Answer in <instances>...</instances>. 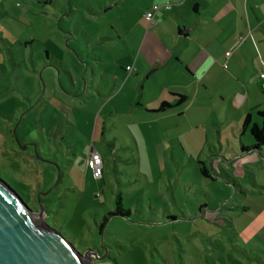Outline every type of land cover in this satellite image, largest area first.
Returning a JSON list of instances; mask_svg holds the SVG:
<instances>
[{
	"label": "rangeland",
	"instance_id": "rangeland-1",
	"mask_svg": "<svg viewBox=\"0 0 264 264\" xmlns=\"http://www.w3.org/2000/svg\"><path fill=\"white\" fill-rule=\"evenodd\" d=\"M135 3L0 0V177L92 264H264V146L243 150L250 130L206 138L189 113H115L139 94H118L135 44L115 31Z\"/></svg>",
	"mask_w": 264,
	"mask_h": 264
},
{
	"label": "crops",
	"instance_id": "crops-1",
	"mask_svg": "<svg viewBox=\"0 0 264 264\" xmlns=\"http://www.w3.org/2000/svg\"><path fill=\"white\" fill-rule=\"evenodd\" d=\"M135 1L133 25L127 23L123 31H115L119 38L125 33L135 44L123 72L126 83L118 94L128 84L139 94L123 106L118 103L115 113L156 123L172 120L176 111L178 115L189 113L190 119L200 118L206 138L210 132L220 137L226 132L231 137L234 131L237 139H243L249 131L243 125L248 114L253 124L261 126L264 0ZM155 3H168L172 8L158 11L155 24L150 25L145 14ZM227 51L232 52L229 57ZM128 66L134 69L128 71ZM179 95L186 97L185 102H179ZM165 102L170 106L162 109ZM182 105L184 110L175 109ZM215 117L217 123L210 120ZM227 120L234 126L226 127ZM209 123L212 128L207 127Z\"/></svg>",
	"mask_w": 264,
	"mask_h": 264
},
{
	"label": "water",
	"instance_id": "water-1",
	"mask_svg": "<svg viewBox=\"0 0 264 264\" xmlns=\"http://www.w3.org/2000/svg\"><path fill=\"white\" fill-rule=\"evenodd\" d=\"M0 177V264H92Z\"/></svg>",
	"mask_w": 264,
	"mask_h": 264
},
{
	"label": "trees",
	"instance_id": "trees-1",
	"mask_svg": "<svg viewBox=\"0 0 264 264\" xmlns=\"http://www.w3.org/2000/svg\"><path fill=\"white\" fill-rule=\"evenodd\" d=\"M168 4V3H167ZM154 5V4H153ZM152 7V6H151ZM150 7V8H151ZM165 9V8H164ZM262 91L264 93V87H262ZM186 100V97L183 96V95H179V102L180 103H183L185 102ZM170 104H168L167 102L163 103L162 105V109L163 108H167L169 107ZM258 114L261 116L262 118V124L261 126L257 125V124H253L251 122V115L248 114L244 120V127L245 128H249L250 130V133L255 141V143L249 147H244V151H247V150H251V149H261L263 146H264V111L260 110L258 111ZM201 173L206 176V177H211V174H210V171H209V168L208 166L204 163V162H201ZM9 183V182H7ZM9 185L16 190V192L23 198V196L19 193V191L17 190V188L15 186H13L12 184L9 183ZM23 200L26 202V200L23 198ZM27 203V202H26ZM28 204V203H27ZM29 205V204H28ZM115 214H121V215H127L128 212L125 211V210H122L121 208H118V210H116L115 212H111L109 213V216H113ZM108 221V217L105 218V222ZM104 222V224H105ZM103 224V225H104Z\"/></svg>",
	"mask_w": 264,
	"mask_h": 264
},
{
	"label": "built area",
	"instance_id": "built-area-1",
	"mask_svg": "<svg viewBox=\"0 0 264 264\" xmlns=\"http://www.w3.org/2000/svg\"><path fill=\"white\" fill-rule=\"evenodd\" d=\"M171 9L172 5L171 4H158L155 3L152 5V7L146 12L145 17L151 24H155V14L160 11L161 9ZM231 51H227L226 55L229 57L231 55ZM227 67V64L225 65ZM134 68L132 66H128L127 70L132 71ZM260 77L264 80V72L261 73ZM88 167L92 170L93 175L95 178H99L102 176L103 171H102V159L100 154L92 150V152L89 155L88 158Z\"/></svg>",
	"mask_w": 264,
	"mask_h": 264
},
{
	"label": "flooded vegetation",
	"instance_id": "flooded-vegetation-1",
	"mask_svg": "<svg viewBox=\"0 0 264 264\" xmlns=\"http://www.w3.org/2000/svg\"><path fill=\"white\" fill-rule=\"evenodd\" d=\"M12 132H13V130H12ZM27 146L33 148V153H34V157H35V158H38L39 160H42V161H46V160L43 159L42 157H39L38 153L35 152V145H34V143H29ZM39 198H41V196H39ZM39 200H41V199H39Z\"/></svg>",
	"mask_w": 264,
	"mask_h": 264
},
{
	"label": "bare ground",
	"instance_id": "bare-ground-1",
	"mask_svg": "<svg viewBox=\"0 0 264 264\" xmlns=\"http://www.w3.org/2000/svg\"><path fill=\"white\" fill-rule=\"evenodd\" d=\"M39 216V218H41V215H38Z\"/></svg>",
	"mask_w": 264,
	"mask_h": 264
}]
</instances>
